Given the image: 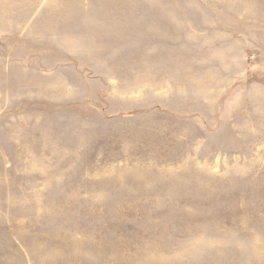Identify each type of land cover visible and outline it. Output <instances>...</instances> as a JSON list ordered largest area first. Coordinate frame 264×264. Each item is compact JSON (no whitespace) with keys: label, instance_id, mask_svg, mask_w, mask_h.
<instances>
[{"label":"rangeland","instance_id":"374dc122","mask_svg":"<svg viewBox=\"0 0 264 264\" xmlns=\"http://www.w3.org/2000/svg\"><path fill=\"white\" fill-rule=\"evenodd\" d=\"M0 264H264V0H0Z\"/></svg>","mask_w":264,"mask_h":264}]
</instances>
